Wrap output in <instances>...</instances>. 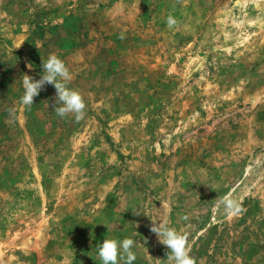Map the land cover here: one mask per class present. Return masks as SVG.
Masks as SVG:
<instances>
[{
    "label": "rangeland",
    "instance_id": "obj_1",
    "mask_svg": "<svg viewBox=\"0 0 264 264\" xmlns=\"http://www.w3.org/2000/svg\"><path fill=\"white\" fill-rule=\"evenodd\" d=\"M53 53L79 122L52 85L21 103ZM161 219L196 264H264V0H0V264H101L125 237L156 264Z\"/></svg>",
    "mask_w": 264,
    "mask_h": 264
},
{
    "label": "clouds",
    "instance_id": "obj_2",
    "mask_svg": "<svg viewBox=\"0 0 264 264\" xmlns=\"http://www.w3.org/2000/svg\"><path fill=\"white\" fill-rule=\"evenodd\" d=\"M166 24L171 29L177 24V21L172 15H169ZM119 38L123 39L124 37L121 34ZM41 68L43 75H40L39 79H34L27 74L23 75L24 94L21 97V103L26 108H30L34 104V98L39 95L45 85H52L55 88L53 111L61 118L73 114L77 122L82 120L86 114V103L78 90L68 87L69 82L73 79V74L65 62L53 53L49 54L46 60L42 57ZM12 114L13 110H10V115ZM216 204L223 206L224 213L228 218L238 216L244 211L240 200L227 195L218 197ZM150 231L167 249L166 259H155L156 264H196V259L190 254L191 248L186 231L171 227L167 219L152 220ZM135 245L136 241L129 237L122 240L105 238L102 243L96 246L98 258L101 264H134L137 259L136 253L133 251Z\"/></svg>",
    "mask_w": 264,
    "mask_h": 264
}]
</instances>
